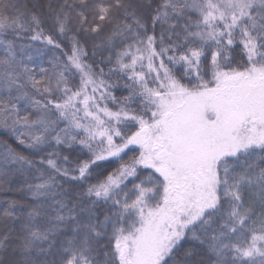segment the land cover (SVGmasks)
Segmentation results:
<instances>
[{
  "label": "snow or ice",
  "instance_id": "obj_1",
  "mask_svg": "<svg viewBox=\"0 0 264 264\" xmlns=\"http://www.w3.org/2000/svg\"><path fill=\"white\" fill-rule=\"evenodd\" d=\"M0 264H264V0H0Z\"/></svg>",
  "mask_w": 264,
  "mask_h": 264
},
{
  "label": "trees",
  "instance_id": "obj_2",
  "mask_svg": "<svg viewBox=\"0 0 264 264\" xmlns=\"http://www.w3.org/2000/svg\"><path fill=\"white\" fill-rule=\"evenodd\" d=\"M0 139H7L5 135L0 134Z\"/></svg>",
  "mask_w": 264,
  "mask_h": 264
}]
</instances>
